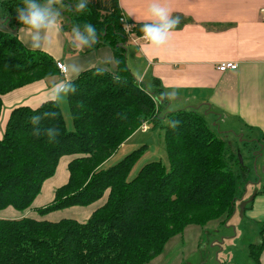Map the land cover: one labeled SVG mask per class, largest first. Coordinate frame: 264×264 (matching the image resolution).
<instances>
[{
    "label": "trees",
    "instance_id": "obj_1",
    "mask_svg": "<svg viewBox=\"0 0 264 264\" xmlns=\"http://www.w3.org/2000/svg\"><path fill=\"white\" fill-rule=\"evenodd\" d=\"M56 1L68 5L61 13V30L70 33L76 24H92L96 42L82 52L108 47L116 70L90 67L75 77L76 91L67 97L72 131L66 130L57 104L43 102L36 108L19 106L10 111L0 137V211L31 210L62 158L68 159L67 181L55 189L50 203L35 212L45 216L73 207L95 205V209L83 223L0 219V264H147L186 226L230 216L248 170L236 149L201 114L169 111L156 80L152 89L146 88L130 73L126 44L130 35L141 36L142 23L122 20L118 0H89L82 13L72 8L77 0ZM20 3L0 0V19L4 17L9 30H0V117L2 95L39 80L61 78L51 57L26 49L13 33L23 27L15 13ZM45 112L56 116L45 117ZM34 114L41 115L37 125L30 122ZM143 125L163 130L168 168L149 162L129 178L139 150L102 170ZM48 127L57 129L54 140L43 134ZM263 235L264 223L259 243L248 246L254 264Z\"/></svg>",
    "mask_w": 264,
    "mask_h": 264
},
{
    "label": "crops",
    "instance_id": "obj_2",
    "mask_svg": "<svg viewBox=\"0 0 264 264\" xmlns=\"http://www.w3.org/2000/svg\"><path fill=\"white\" fill-rule=\"evenodd\" d=\"M163 4L173 16L180 18V23L167 42L159 47L148 45L138 37H130L126 44V66L146 88L153 86L156 80L167 99V107L173 102L176 110H194L202 114L205 122L211 115L217 121L212 125L213 131L220 123L223 129L220 134L230 135L258 148L253 156L260 157L263 175L247 185L246 179L239 190L234 212L242 202H248L242 209L241 217L246 226H255L259 243L264 223V22L260 13L264 0H163ZM118 6L124 21L149 22L145 14L148 0H118ZM2 14L0 9V18ZM0 23H3L0 30L9 32L4 20ZM62 32L60 27L59 31L48 34L45 45L38 51L55 62L77 63L80 72L90 67L116 70L113 53L108 47L87 52L73 46L69 48ZM13 33L26 49L33 50L25 42L23 27ZM222 63H234L237 68L219 72L217 67ZM49 79L30 83L1 96L2 109H9L2 122L3 127L13 108H36L46 101V89L49 82L51 84ZM57 105L59 107V103ZM61 163L62 171L58 174ZM67 163L66 158L60 160L54 176L42 185L31 210L19 213L7 208L0 211V219L30 217L50 222L61 220L53 219L54 215L35 216L34 213L46 205L42 198L45 191L46 202H49L55 189L66 183ZM94 209L95 205H92L65 209L68 210L65 212L74 214L72 220L83 223ZM247 258L254 264L248 253ZM258 264H264V245Z\"/></svg>",
    "mask_w": 264,
    "mask_h": 264
},
{
    "label": "rangeland",
    "instance_id": "obj_3",
    "mask_svg": "<svg viewBox=\"0 0 264 264\" xmlns=\"http://www.w3.org/2000/svg\"><path fill=\"white\" fill-rule=\"evenodd\" d=\"M61 5L62 2L56 1L55 6L63 11L64 8H61ZM61 22L64 23L63 16L60 21V27ZM62 33L66 36L68 47L72 48L70 33L67 31ZM69 48L67 50H69ZM60 75L62 76L61 73ZM54 80H58V78H51V83ZM48 85H50V82ZM148 88L152 89V86ZM176 108L177 107L172 102L168 110L175 111ZM59 109L64 119L66 130L72 131L67 99L59 102ZM8 110L9 109L6 107L2 109L0 117V137L4 129V123L2 122L5 120ZM206 122L210 128H213L212 125L217 121L215 117L208 115V120ZM145 126V132L141 130L134 132L120 147H118L112 157L101 166V169L105 170L119 162L126 155L139 150L140 152L129 174V178L134 177L139 169L149 162H160L167 169L168 160L164 148L163 130L151 129L148 125ZM216 126L217 127H214L216 133L223 130L220 123H217ZM221 136L224 137L236 151L238 150L239 153L237 152V155L241 159V165L248 169L249 172L246 173V185L250 182L252 183V179L254 180L256 177H261L263 173L262 161L260 157L253 156L254 151H257L258 148L251 143L230 137V135L222 133ZM60 171H62V163L59 165L57 173L60 174ZM54 186H56L55 183ZM42 198H44V203L46 204L51 202V200L46 202V191L42 194ZM65 211L68 210H60L55 214L52 212L49 213V215H54L53 219L72 220L74 214ZM34 215L39 216L36 212ZM245 224L246 222L241 217L240 206H237L235 212L228 217L223 216L205 225H188L181 233L170 237L165 242L161 253L147 264H222V262L225 264H252L247 258V247L249 244L256 245L258 243V236L254 232V225L246 226Z\"/></svg>",
    "mask_w": 264,
    "mask_h": 264
},
{
    "label": "clouds",
    "instance_id": "obj_4",
    "mask_svg": "<svg viewBox=\"0 0 264 264\" xmlns=\"http://www.w3.org/2000/svg\"><path fill=\"white\" fill-rule=\"evenodd\" d=\"M56 0H21V3L15 8L16 20L23 26L26 37V43L33 50L42 48L46 43V37L53 31H59L60 21L62 20L61 9L55 6ZM89 0H77L72 5L74 11L84 12L87 9ZM66 3H62L61 8H67ZM149 22L143 23L140 27L141 36L139 39L145 41L148 45L159 47L164 45L170 34L180 23L178 16H173L163 0H148V6L145 10ZM0 19V21H3ZM3 27V23H0ZM70 39L74 48L84 49L90 47L96 42L97 30L90 23L76 24L70 30ZM115 63L116 61L113 60ZM59 72L63 78L54 80L46 89V103L57 104L67 99V97L76 91L73 80L80 72V66L77 63L58 64ZM168 95H172L169 93ZM43 116H56L55 112H45ZM41 121L40 114H34L30 117L32 125H37ZM34 133L40 134L39 128H33ZM43 134L51 141L57 135L55 127L45 128Z\"/></svg>",
    "mask_w": 264,
    "mask_h": 264
},
{
    "label": "built area",
    "instance_id": "obj_5",
    "mask_svg": "<svg viewBox=\"0 0 264 264\" xmlns=\"http://www.w3.org/2000/svg\"><path fill=\"white\" fill-rule=\"evenodd\" d=\"M260 13H261V15H262V20H263V22H264V7L260 10ZM123 20V19H122ZM125 27H126V30L128 31L129 30V25H125ZM130 37H135L133 34L132 35H130ZM58 64H60L59 62H56V66H57V69L59 70V68H58ZM237 68V65H235L234 63H222V64H220V65H218V67H217V70L219 71V72H225V71H228V70H235ZM140 130L142 131V132H145L146 131V126L145 125H143L141 128H140Z\"/></svg>",
    "mask_w": 264,
    "mask_h": 264
},
{
    "label": "water",
    "instance_id": "obj_6",
    "mask_svg": "<svg viewBox=\"0 0 264 264\" xmlns=\"http://www.w3.org/2000/svg\"><path fill=\"white\" fill-rule=\"evenodd\" d=\"M238 159H239V162L242 163V162H241V159H240L239 156H238ZM253 194H254V193H253ZM253 194H252V196L248 199L249 201L252 199ZM247 203H248V202H242V203H241V205H240V212H242L243 207H244Z\"/></svg>",
    "mask_w": 264,
    "mask_h": 264
}]
</instances>
